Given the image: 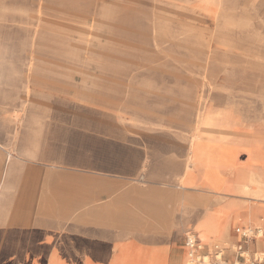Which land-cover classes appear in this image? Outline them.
Returning <instances> with one entry per match:
<instances>
[{
  "label": "rangeland",
  "instance_id": "1",
  "mask_svg": "<svg viewBox=\"0 0 264 264\" xmlns=\"http://www.w3.org/2000/svg\"><path fill=\"white\" fill-rule=\"evenodd\" d=\"M53 1L0 0V144L23 143L12 157L114 143L117 120L189 132L213 96L264 106V0H214L212 16L192 9L201 0Z\"/></svg>",
  "mask_w": 264,
  "mask_h": 264
},
{
  "label": "crops",
  "instance_id": "2",
  "mask_svg": "<svg viewBox=\"0 0 264 264\" xmlns=\"http://www.w3.org/2000/svg\"><path fill=\"white\" fill-rule=\"evenodd\" d=\"M212 98L189 132L132 133L117 120L114 143H48L55 153L45 158H5L0 264H187L189 234L203 255L222 245L227 264H237V245L263 255L264 106L232 110L225 96ZM237 229L263 236L244 244Z\"/></svg>",
  "mask_w": 264,
  "mask_h": 264
},
{
  "label": "built area",
  "instance_id": "3",
  "mask_svg": "<svg viewBox=\"0 0 264 264\" xmlns=\"http://www.w3.org/2000/svg\"><path fill=\"white\" fill-rule=\"evenodd\" d=\"M237 234L242 238L244 244L249 243L250 241L259 239L263 236L262 229H237ZM186 245L189 249V262L187 264H227L223 262L224 258V249L219 245H215L212 248L208 249V254L203 255L202 252L206 249L203 247L197 236L195 234H189L186 237ZM234 253L237 258V264H263L264 263V254L263 255H250L243 245H237L234 248ZM211 256V261H206L207 258Z\"/></svg>",
  "mask_w": 264,
  "mask_h": 264
},
{
  "label": "bare ground",
  "instance_id": "4",
  "mask_svg": "<svg viewBox=\"0 0 264 264\" xmlns=\"http://www.w3.org/2000/svg\"><path fill=\"white\" fill-rule=\"evenodd\" d=\"M53 5L54 6H57L58 8H60V9H66V8H68V9H71V10H73V12H79L80 11V9H79V5L77 4V3H74V2H72V3H69L68 2V0H54L53 1ZM216 8H217V6H216V4H215V2H214V0H201L200 2H199V5H193V7H192V9H194V10H198V11H200V12H203V13H205V14H207V15H209V16H212V15H214V14H216ZM69 42H68V40H65L64 41V43H62L61 45H59V47H65V45L66 44H68ZM98 49H101L100 47H98ZM103 50H105V48H102ZM107 53L108 54H106L108 57H111V58H113L114 57V50L111 48V49H109V50H107ZM81 61V63H85V61L84 60H80ZM109 65H111L110 63H108ZM112 67V66H111ZM250 101V100H249ZM258 101V100H257ZM256 102V101H255ZM210 103V102H209ZM229 103V102H228ZM231 104V103H230ZM230 106V105H229ZM251 119V118H250ZM250 121V120H249ZM232 124V123H231ZM232 127V126H231ZM221 128H222V126H221ZM204 135V134H203ZM94 137V136H93ZM204 137V136H203ZM81 139V138H80ZM86 140V139H85ZM88 141V140H87ZM88 144V143H87ZM98 144V143H97ZM117 145V144H116ZM84 146V145H83ZM81 148V147H80ZM91 148V147H90ZM113 148V147H112ZM0 149H4V147L2 146V144H0ZM84 149V148H83ZM99 150H100V148H99ZM88 151H91V150H88ZM93 151V150H92ZM115 151V150H114ZM100 151H98V153H99ZM6 153H8V154H10V156H11V158H10V160L9 161H11L12 160V154H11V152H8V151H6ZM94 153V152H93ZM87 154V153H86ZM85 155V154H84ZM88 155V154H87ZM91 155V154H90ZM89 155V156H90ZM93 155V154H92ZM92 155H91V157H92ZM81 156H83L82 154H81ZM99 156V155H98ZM97 156V157H98ZM74 158H76V155H75V157ZM90 157H88L87 159H89ZM114 158V157H113ZM154 158V157H153ZM78 159V158H77ZM83 159H84V157H83ZM110 159H112V158H110ZM155 159V158H154ZM85 160V159H84ZM156 160V159H155ZM159 160V159H158ZM80 161V160H79ZM88 161V160H87ZM97 161V160H96ZM84 162V161H83ZM89 162V161H88ZM111 162V161H110ZM82 163V162H81ZM90 163H92V161L90 162ZM114 163V162H113ZM95 164H96V162H95ZM112 167H113V164H112ZM96 169V168H95ZM113 169H114V167H113ZM87 170V169H86ZM89 170V169H88ZM112 170V169H111ZM101 173V172H100ZM107 174V173H106ZM109 174V173H108ZM214 174V173H213ZM221 176V175H220ZM213 177V176H212ZM221 178V177H220ZM226 179V178H225ZM227 180V179H226ZM213 182V181H212ZM211 183V182H210ZM216 183H214V185H215ZM213 185V184H212ZM199 187V186H198ZM221 188V187H220ZM210 189V188H209ZM212 190V189H211ZM208 191V190H207ZM216 217V216H215ZM205 225V224H204ZM224 228V227H223ZM172 247V246H171ZM172 249V248H171Z\"/></svg>",
  "mask_w": 264,
  "mask_h": 264
}]
</instances>
